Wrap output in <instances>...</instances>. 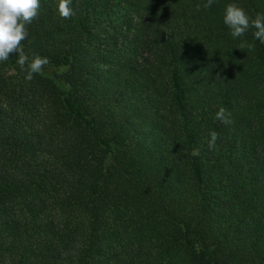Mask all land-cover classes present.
<instances>
[{
    "label": "trees",
    "instance_id": "16d2710c",
    "mask_svg": "<svg viewBox=\"0 0 264 264\" xmlns=\"http://www.w3.org/2000/svg\"><path fill=\"white\" fill-rule=\"evenodd\" d=\"M204 2L40 0L50 63L0 62V264H264V43L223 23L264 0Z\"/></svg>",
    "mask_w": 264,
    "mask_h": 264
},
{
    "label": "clouds",
    "instance_id": "9594fccd",
    "mask_svg": "<svg viewBox=\"0 0 264 264\" xmlns=\"http://www.w3.org/2000/svg\"><path fill=\"white\" fill-rule=\"evenodd\" d=\"M214 0H205L203 4H197L196 9H209ZM71 0H57V11L60 17L68 19L74 15ZM40 0H0V62L7 61L10 55L15 54L17 63L25 72V79L31 81L34 74L42 73L45 65L50 61L47 57L32 54L30 57L22 47V42L28 36L27 25L38 16ZM223 23L229 28L233 38H239L253 28V36L264 43V14H257L250 18L244 8L236 3L225 5L223 12ZM245 47L252 49L254 46L241 42L238 49ZM215 119L223 124L232 123L231 113L224 107H220L215 113ZM208 147L210 150L216 148L219 134L216 131L209 132ZM198 155V151L193 153Z\"/></svg>",
    "mask_w": 264,
    "mask_h": 264
}]
</instances>
